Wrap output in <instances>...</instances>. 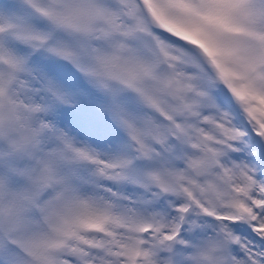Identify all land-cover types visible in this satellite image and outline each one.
Wrapping results in <instances>:
<instances>
[{"label": "rangeland", "instance_id": "obj_1", "mask_svg": "<svg viewBox=\"0 0 264 264\" xmlns=\"http://www.w3.org/2000/svg\"><path fill=\"white\" fill-rule=\"evenodd\" d=\"M96 1L110 17L115 5L133 8L114 33L132 28L126 37L154 72L127 67L131 55L119 61L120 51L104 34L107 67L92 53V43L85 44L87 56L82 47L88 31L78 5L95 14L89 0H0V264H264V0H236L242 5L229 24L208 30L206 16L191 9V0ZM57 38L64 43L50 51ZM84 58L109 78L118 70L121 79L102 88L81 71ZM164 78L174 87V101L160 95ZM122 99L149 110L134 112L138 129L119 114ZM164 109L173 115L164 116L162 130L151 136L148 122ZM61 123L94 142L101 166L65 140ZM203 146L217 167L193 178L190 165L201 160ZM89 162L97 167L85 170L87 181L78 171ZM94 177L124 193L107 194L110 188L94 184ZM68 183L92 191L93 224L73 214L65 197ZM148 187L157 194L144 207L148 200L142 196L153 190ZM112 226L127 236L126 247L114 249ZM143 227L144 237L131 235ZM89 228L98 231L91 241ZM62 239L73 251L71 263ZM106 243L112 249H101Z\"/></svg>", "mask_w": 264, "mask_h": 264}, {"label": "bare ground", "instance_id": "obj_2", "mask_svg": "<svg viewBox=\"0 0 264 264\" xmlns=\"http://www.w3.org/2000/svg\"><path fill=\"white\" fill-rule=\"evenodd\" d=\"M123 2H127L128 0H122ZM89 2L91 3V6L93 8V10L95 11V14L92 15H88V13L85 11V7L84 6H80L78 5L80 9L83 10V16L85 17V20L83 22H81V27L83 30L88 31V35L87 38L85 40V43L83 44V51L87 53V56H89V49L86 47L85 44L88 43H92L93 45V50L92 53L95 55L96 59L100 62V64L102 65H106L110 63V58L107 56V48L105 47V45H103L101 43V39L100 37H104L107 36L109 37L108 39V43L113 44V49H117L119 52V56L120 58L118 59L119 61L125 60L127 59L126 56L127 55H131L130 59H127L125 61V65L127 67H131L136 65V67L140 68L141 70L145 71V74L149 75V73L154 72L155 68L152 67L151 62L149 63V65L147 66L145 64L144 60L140 59V55H137L135 53V51L133 50V45L131 44V42L129 41V39H127L126 36H128V32H132L133 29L132 28H126L124 29L125 33H114L117 25H121L123 20H124V15H128L129 11L132 10L133 8L130 7L128 10L123 11L121 8H118L117 5H115L113 8H111L112 10V16L110 17L108 14V8L107 6L104 5H99L98 2L96 0H89ZM129 2V1H128ZM191 9L198 11L201 15H205L207 21L209 22L207 25H204V30H208L211 27H213L215 25V23L217 24H229V20L231 19V15L234 11V9H236L239 4L242 5V2H238L237 1V5L236 4V0L234 2V0H191ZM239 3V4H238ZM106 4L109 5V3L107 2ZM126 4V3H125ZM244 4V3H243ZM72 7H76L77 5L75 3L71 4ZM26 9L22 8V13H26ZM28 16L31 18L33 17L32 13H28ZM125 16V18H126ZM253 18L258 21L260 16L259 15H252ZM116 31H120V29L118 28ZM104 34V36H103ZM148 41V38H147ZM57 42L60 43H64L62 38H57L55 40H53L50 44V46L48 47V49L50 51H56L55 48H53V45L56 44ZM149 45H151L150 41ZM91 45V46H92ZM118 47H124V49H120ZM183 51L186 54H190L188 49H184L182 47ZM17 54H19L18 52H15ZM150 53V60L151 58H155L156 56V51L155 49H151V51H149ZM134 54V55H133ZM133 55V56H132ZM136 60L138 61L136 63ZM121 63V62H120ZM119 63V64H120ZM19 64H16L15 69H13L12 73L9 76V80L12 82L13 80H15V74H16V68H18ZM80 69L84 74H87L89 76H93L95 77L96 82L101 85L102 88H110V82L112 80V78L115 80H120L121 76L118 72V70L113 71V76L111 78L107 77V75L103 74L98 68H95L93 66V63L88 59V58H84L81 61V65H80ZM110 71L112 70L111 66H109L108 68ZM192 73V72H190ZM194 76H196V78L199 76V74H194ZM145 79V78H144ZM151 79H145L144 82L148 83L151 82ZM166 81V79L164 78V80H162L161 84H164V82ZM166 83V82H165ZM153 84L157 87L158 86V81L157 82H153ZM9 85V83H8ZM101 88V89H102ZM215 89H217V86L215 87ZM160 95L162 94V96H164V98L166 99V93H165V87H161L160 90ZM10 92H8V89H6V91H4L3 93V100L6 101V97L9 95ZM104 93V92H103ZM115 95L118 98H122V94H120L119 92H115ZM262 99L264 101V90L263 93L261 95ZM122 105L120 103V112L119 114L121 115L122 118H124L126 120V122L128 123V127L131 128L134 126V122L132 119V116H135L134 112L138 109V108H142L145 111H149L147 110V108L145 106H143L142 104H137L138 106L135 105V103H129L128 100L124 101V99H122ZM155 105V103H152ZM110 107H112V105H110ZM113 109L118 111V106H113ZM223 109V108H222ZM220 110L221 114L227 118V119H231L232 117L230 116V112H228L226 110ZM173 110V109H172ZM172 110H163L162 112L160 111V113L158 114V116H153L151 117V122H148V130L151 132V136L154 135H158V132H160L162 130V118L164 116H172L173 112ZM219 113V115H221ZM226 119V120H227ZM232 120V119H231ZM237 122V121H234ZM135 129H138V125H135V127H133ZM166 130V129H165ZM164 130V131H165ZM60 131L63 132V136L65 137V140L71 144L73 147L77 148L76 150H83L86 151L88 154H90L91 157L95 158V164L97 166H101L100 165V161L103 157L102 153H100V151L98 150V148L96 147V145L94 144V142H90L89 140H87V138L85 137L84 134L79 133L78 131L73 129V126L70 123H61L60 128H59V133ZM132 133H134L133 138L137 137V134L135 131L131 130ZM58 134V132H57ZM136 139V138H135ZM68 154V153H67ZM70 155V153L68 154ZM95 164L92 165V162L87 163V166L84 168L83 166L81 167L80 171H78V175L81 178H85L87 181L89 180V174L85 173V170L90 171V168L93 167H97ZM92 165V166H91ZM105 172L110 173L111 170L108 168H102ZM79 170V169H78ZM95 178V177H94ZM93 179V178H92ZM98 181H101L102 184H105L110 188L109 192H107V194H114L116 196L120 197V194L118 193H122L123 191L120 189H117L116 187H112V185H110L108 183V180H104V179H94L93 183L97 184ZM97 182V183H95ZM67 190L65 192V197L67 199V204L71 205L73 207V214L76 215L75 217H80L81 219H83V221H87V224L89 225V223L93 224V221H91V211L95 208L94 203L91 204V200H90V193L92 191L88 190L86 187H83L81 183H68ZM148 189H153V188H149ZM92 190V189H91ZM96 190L100 193H104L103 191L99 190L98 188H96ZM157 189H153L152 193L148 192V194L145 195V197L142 196V198H146L148 200V203L145 205H143L144 207H147L148 205H152V199H151V195L150 194H157ZM129 192V191H128ZM124 193V192H123ZM105 195V193H104ZM123 202V201H121ZM130 209L131 206L129 205ZM117 208V207H115ZM99 210V209H98ZM102 210L105 212L106 209L102 208ZM132 210V209H131ZM44 215L48 216L47 212L44 210ZM133 214V213H132ZM132 214H130V216H132ZM116 215H119L118 212L116 213ZM178 221V219H176ZM176 221V225L178 224V222ZM151 223L148 222V225H150ZM183 224H181L179 227H182ZM100 228V227H98ZM110 232H114L113 235L115 236L116 239V246L114 249H120L123 247H126V237H121V231H117L115 232L113 229V226L110 227ZM154 227L152 226V229ZM109 229V226H108ZM96 230V229H95ZM93 230L92 228L87 229V232L85 233V235H87V240L91 241V237H94V235L98 234V231ZM144 230V229H143ZM179 230H181L179 228ZM145 232H147V229H145ZM168 233L171 234H179V232H176V229H171L169 231H167ZM105 233L99 232V235H104ZM123 234L126 235H130V232H128L125 230L123 232ZM136 235L135 232L131 233V235ZM145 235L143 234V237ZM176 237V235H175ZM174 239V238H173ZM64 242V239H62ZM73 238L69 241L72 242ZM108 241V240H107ZM65 244V248H66V253L67 256H69V262L71 263L70 260V255H72V250L70 248V246H68V244ZM101 249L103 250H109L112 249L110 246V243H106ZM99 252L102 254V250L99 249ZM92 256V254H91ZM88 258H91L90 256ZM264 260V257L262 258Z\"/></svg>", "mask_w": 264, "mask_h": 264}, {"label": "water", "instance_id": "obj_3", "mask_svg": "<svg viewBox=\"0 0 264 264\" xmlns=\"http://www.w3.org/2000/svg\"><path fill=\"white\" fill-rule=\"evenodd\" d=\"M165 92H166V97L170 101L175 100V98H176L175 90H174L173 85L170 82H167L165 84ZM255 143H256V147L258 148V150L260 152H262L263 148H262V141H261L260 137L255 139ZM216 167H217V161L213 157L211 151L206 146H203V152H202L201 160L196 164L190 165V170L192 172L193 178H198L201 175L207 173L209 170L214 169ZM260 209H261L260 206L256 207L257 211H260ZM61 246L55 249L54 252L56 254L62 253L61 252L62 251Z\"/></svg>", "mask_w": 264, "mask_h": 264}]
</instances>
